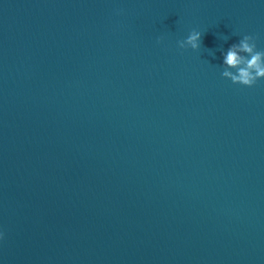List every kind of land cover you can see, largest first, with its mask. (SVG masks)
Wrapping results in <instances>:
<instances>
[{
	"label": "water",
	"instance_id": "water-1",
	"mask_svg": "<svg viewBox=\"0 0 264 264\" xmlns=\"http://www.w3.org/2000/svg\"><path fill=\"white\" fill-rule=\"evenodd\" d=\"M244 35L264 0H0V264H264Z\"/></svg>",
	"mask_w": 264,
	"mask_h": 264
},
{
	"label": "clouds",
	"instance_id": "clouds-1",
	"mask_svg": "<svg viewBox=\"0 0 264 264\" xmlns=\"http://www.w3.org/2000/svg\"><path fill=\"white\" fill-rule=\"evenodd\" d=\"M227 40V39H226ZM161 41L158 40V43ZM202 45V34L193 31L185 41H179L178 47H190L198 50ZM245 54V55H242ZM222 76L233 84L253 87L258 80L264 79V51H258L256 38L244 35L238 43L233 44L223 57Z\"/></svg>",
	"mask_w": 264,
	"mask_h": 264
}]
</instances>
